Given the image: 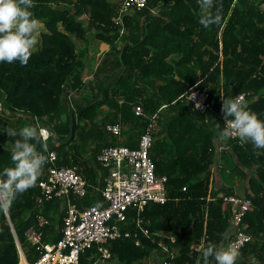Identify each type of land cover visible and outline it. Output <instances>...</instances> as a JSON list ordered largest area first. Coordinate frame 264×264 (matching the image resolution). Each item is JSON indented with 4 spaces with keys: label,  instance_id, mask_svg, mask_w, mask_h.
<instances>
[{
    "label": "trees",
    "instance_id": "trees-1",
    "mask_svg": "<svg viewBox=\"0 0 264 264\" xmlns=\"http://www.w3.org/2000/svg\"><path fill=\"white\" fill-rule=\"evenodd\" d=\"M122 1L32 0L31 11L44 25L35 51L24 64L0 62V170L13 164L10 149L17 137L7 135L8 127L18 131L28 122L51 131L46 149L41 141H33L46 156L37 182L18 193L10 206L4 208L0 200V264L19 263L18 242L33 264L39 249L26 233L39 227L40 217L46 221L41 226L42 241L54 243L61 238L62 200L40 201L44 196L39 182L48 177L49 151H56L58 166L76 168L87 182L83 196L69 194L74 203L81 209L106 204L102 188L109 168L100 163L98 154L123 144L126 127L133 128L136 137L131 141L137 142L128 147L137 148L154 113L159 116V129L150 155L157 175L167 176L168 200L150 203L142 211L129 209L122 221L111 220L130 236L114 240L109 245L111 259L102 264H146L153 254L152 264H202V249L208 242L226 246L237 230L231 206L220 193L252 199L241 224L251 239L235 264H264V148L227 137L231 161L221 167L243 181L245 194L230 186L215 189L213 167L215 136L225 126L223 97L244 94L247 106L264 119V0H212V11H218L221 20L208 26L200 22L198 0H147L145 7L123 15L119 14ZM88 31L110 43L111 51L97 67L92 94L84 96L80 92L83 61L76 40ZM119 39L121 47H117ZM151 46L155 50L150 56ZM175 49L182 52L180 61L166 64L165 56ZM151 75L152 82L165 83H153L154 90L148 92L139 80ZM196 81L207 88L212 104L207 113H197L185 98ZM102 104L113 111L99 120ZM137 105L144 114H136ZM116 124L119 134L107 128ZM200 243L203 246L196 249ZM100 254L93 245L82 253L81 262L92 264ZM210 264H215L211 257Z\"/></svg>",
    "mask_w": 264,
    "mask_h": 264
},
{
    "label": "built area",
    "instance_id": "built-area-1",
    "mask_svg": "<svg viewBox=\"0 0 264 264\" xmlns=\"http://www.w3.org/2000/svg\"><path fill=\"white\" fill-rule=\"evenodd\" d=\"M147 5V0H123L119 14H125L133 9H141ZM121 22V16L116 19ZM185 98L201 113H207L212 109L208 100L207 88L200 87V81L192 85L185 94ZM244 99V94H243ZM120 102L123 98L120 97ZM137 115L144 114L141 105L135 108ZM158 114L154 113L148 123L146 132L140 137L138 147L130 148L125 145L109 146L98 154V160L109 168L105 178L102 195L106 204H92L80 208L69 197L70 193L83 196L87 190V182L84 177L72 166H58L56 151L48 152L47 179L41 180L43 196L41 202L60 198L63 200L65 216L61 229V238L55 243L42 241L41 226L46 222L39 218V227H31L27 230V237L32 245L39 249V256L33 264H83L81 255L86 249L97 245L104 259L111 258L109 245L116 239L130 233L121 231L119 226L113 225L111 220L122 221L126 218L129 209L137 208L142 211L150 203L164 204L168 200L166 189V175H157L154 161L150 155L153 135L159 129ZM46 128V127H45ZM107 128L115 134L120 133V126L107 125ZM48 131L50 136L51 131ZM238 138L236 136H232ZM223 200L230 204L232 220L237 226L234 237L228 245L236 247L240 252L251 235L241 229V224L246 212L252 206L249 196L236 194H222ZM142 219H139L138 225ZM148 234L147 229H143ZM173 239V237H172ZM164 264H176L164 262Z\"/></svg>",
    "mask_w": 264,
    "mask_h": 264
},
{
    "label": "clouds",
    "instance_id": "clouds-1",
    "mask_svg": "<svg viewBox=\"0 0 264 264\" xmlns=\"http://www.w3.org/2000/svg\"><path fill=\"white\" fill-rule=\"evenodd\" d=\"M198 2L203 13L199 19L204 26L221 20L219 12L212 11V0ZM31 4L32 0H0V62L24 64L35 51L41 21L31 11ZM221 111L225 125L219 129L222 136H236L241 144L250 141L256 148H264V119L247 106L242 93L223 97ZM6 133L17 138L10 149L12 166L0 170V200L4 208L18 193L37 182L46 156L33 141H41V147L46 149L48 136L47 129L36 124H25L18 131L8 127ZM201 255L202 264H210V257L215 264H235L239 251L230 244L220 247L210 241Z\"/></svg>",
    "mask_w": 264,
    "mask_h": 264
},
{
    "label": "crops",
    "instance_id": "crops-1",
    "mask_svg": "<svg viewBox=\"0 0 264 264\" xmlns=\"http://www.w3.org/2000/svg\"><path fill=\"white\" fill-rule=\"evenodd\" d=\"M121 43H122V41L119 39L117 42V47H121ZM76 47H77L76 48L77 51L81 53L82 61H83V67H82L83 84H82V87L80 89V92L84 96L85 95H91L92 91H93V78H94V75L97 71V67L99 66L102 59L105 57V55L109 51H111V44L108 42H105L101 39H98L95 36L94 31H88L84 38L76 40ZM163 48L168 49V46H165ZM148 49L150 50L149 55L150 56L153 55L152 50H155V48L153 46H151V47H148ZM143 57H145V59H143V60H145V62L148 63L150 61L148 59L147 54H145V56H143ZM181 57H182V52L175 49L171 53H169L167 56H165L164 61L166 64L175 65L177 61L178 62L180 61ZM164 76H165V74H164ZM152 78H153V76L151 75V76H148L144 79L139 80L140 86L148 89L147 90L148 92H151L152 90H154V84L157 86V85H163L165 83V81H162V80H156V81L154 80V82H152L151 81ZM200 78H201V76L199 77V79ZM111 83H113V81H111ZM117 87H119V85H117ZM145 91L146 90H144V92ZM0 107H1V105H0ZM112 111H113L112 106H110L108 104H102V106H100V108H99V117H98L99 120L108 116ZM25 124H29V123L25 122L24 125ZM126 128H128V127H126ZM126 128L123 129V133H122L123 144H118V145L128 146L129 144H131V142H133V144H137V142L135 140L131 141V138L135 136L134 135L135 132H134L133 128L128 129V130ZM227 139L228 138L222 136L219 131L217 132V135L215 136V147L217 150V161H216V165L214 163L213 167L215 168L214 171L216 173V179H217L215 189H218V190H220L223 186H230V187L234 188V185L232 182V177L229 179L227 178V176H231V173L228 170L222 169V167H221V165L228 167L229 163L231 161V158H230L231 153H229V152H231V149L227 145ZM85 156H88L87 153H85ZM243 194H245V191ZM62 204H63V200H62ZM142 229H144V228H142ZM59 232L61 233V229L59 230ZM155 235L160 236L163 234L157 233ZM164 236H167V234H164ZM202 246L203 245L201 243L195 244L196 249H201ZM18 248H19V246H18ZM20 252H22V255L20 254V261L18 264H28L29 262L26 258V255L24 253L22 246H21V249L19 248V253ZM109 259H111V258H109ZM154 259H156L155 254H153L149 260H146V264H152L153 261H155ZM108 261L109 260H105L102 257V255L100 254V256L99 255L96 256V258L92 264H102V263H107Z\"/></svg>",
    "mask_w": 264,
    "mask_h": 264
},
{
    "label": "rangeland",
    "instance_id": "rangeland-1",
    "mask_svg": "<svg viewBox=\"0 0 264 264\" xmlns=\"http://www.w3.org/2000/svg\"><path fill=\"white\" fill-rule=\"evenodd\" d=\"M41 27H44V25H42L40 23V25L38 27V30H37V33H36L37 36L40 34V28ZM231 177H232V182H233L235 191L240 193V194H243L244 193V189H245V184L243 183V181L240 180L239 177H237V176L235 177V175H233V174L231 176H227L228 179L231 178ZM219 195H222V193H220ZM191 235H192V233H191ZM19 247H20V245H19ZM20 254L22 255V252H20Z\"/></svg>",
    "mask_w": 264,
    "mask_h": 264
},
{
    "label": "water",
    "instance_id": "water-1",
    "mask_svg": "<svg viewBox=\"0 0 264 264\" xmlns=\"http://www.w3.org/2000/svg\"><path fill=\"white\" fill-rule=\"evenodd\" d=\"M197 113H198V111H196ZM20 244H19V242H18V246H19ZM20 249H21V246L19 247Z\"/></svg>",
    "mask_w": 264,
    "mask_h": 264
}]
</instances>
